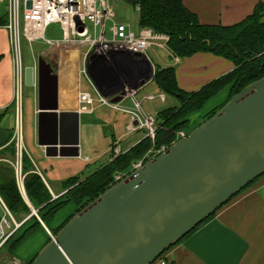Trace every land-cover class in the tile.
<instances>
[{
	"label": "water",
	"instance_id": "obj_1",
	"mask_svg": "<svg viewBox=\"0 0 264 264\" xmlns=\"http://www.w3.org/2000/svg\"><path fill=\"white\" fill-rule=\"evenodd\" d=\"M56 69L50 53L37 57V144L47 157H78V112L60 109ZM33 71L24 68L28 86ZM9 141L10 131L0 127V147ZM262 174L264 76L103 191L55 235L48 231L50 240L30 264H151ZM30 208L29 216L36 215Z\"/></svg>",
	"mask_w": 264,
	"mask_h": 264
},
{
	"label": "crops",
	"instance_id": "obj_2",
	"mask_svg": "<svg viewBox=\"0 0 264 264\" xmlns=\"http://www.w3.org/2000/svg\"><path fill=\"white\" fill-rule=\"evenodd\" d=\"M259 1L264 2V0H182L184 6L196 14L200 23L214 25H231L241 21L252 12L254 5ZM6 12L7 0H0V21L4 20L6 22ZM4 21L0 23V127L10 131V141L6 145L12 140L15 141V153L20 151V165L21 152L22 150H26L25 152L34 168V172L39 174L51 194L52 199H55L66 191L62 186V181L69 177L76 176L73 174L74 171L70 169V171H66V173L60 177H65L61 180L54 174L56 167L60 168L59 165L62 166L61 163L63 161L75 157H47L44 154L43 147L37 144V86L35 85L30 86L33 89L31 91L32 123L28 128L27 143L23 138L20 126L21 90L22 87L26 85L24 82V68L26 66H33L34 61L37 63L36 56H40L42 51L46 50L47 46L43 41H36L28 44L24 39L21 40V42L24 41L27 43L30 48L33 44L44 45L45 47L39 49L37 55H34L32 52V63L22 65L23 78L19 85L15 74L16 66L9 40V33L4 27ZM47 53H50L52 59L57 61L53 52ZM47 53L41 56L46 58ZM155 56L157 61H152L153 68L157 65L161 68L173 66L176 83L178 87L185 92L198 90L209 81L228 73L235 66L231 60L208 51L196 52L188 57H178L179 61L176 64H171L172 62L164 63V61L160 59V56L157 54H155ZM93 65L94 66H89L87 72L91 81L103 96L110 97V95L115 93L111 90V87L115 82L117 73H121L126 77L125 80L129 79L134 82H137L144 75L147 76L145 82L138 85L140 86L139 92H141V94H164V100L159 98H154L152 100L143 99L142 102L146 105L150 106V103L155 99H158L160 103H166L168 101L169 95L167 96V94L162 92L151 79L153 74L151 66L138 57L135 58L129 54H116L110 57V59L98 58ZM64 71L66 81L61 83L62 73L60 67L56 69V74L58 76L59 107L60 109H69L78 112L79 124L81 114H92L99 106L89 111L88 107L84 106V104L78 100V93L80 91L88 92L81 88V76L78 75L75 70L66 71L64 69ZM71 73L73 76L76 75V78L74 77V79H76V85L73 83V80H67L70 78L67 74ZM152 87L155 88L156 92L150 91L153 89ZM104 88L109 91H107V94L102 92ZM145 89L148 91H145ZM223 91L224 94L221 96ZM229 92L230 85L224 87L216 95L211 97L207 101V104L208 102L214 103L225 98L221 102L222 104L227 99ZM219 95L221 98H219ZM123 103L131 106L129 99L123 101ZM172 105L167 107H172ZM219 105L220 104L216 105L214 108ZM167 107H162L160 110ZM207 112L199 113V111H195L188 116V119L190 123H192ZM106 118L110 120L111 117L107 115ZM123 121L124 131L118 134L116 138H112L108 147L113 155H117L114 154L116 149L119 151L118 154L123 153L146 136L145 132L133 142L126 140L124 142L125 145L120 147L122 139L128 136L129 132H133L128 129L129 116L124 118ZM18 138H20V148L19 144L17 145ZM6 145L0 147V152L5 151L4 148ZM4 162L12 164L8 157L0 156V179L3 176ZM15 177L22 198L29 207H33L25 193L22 176L19 178L15 171ZM84 177H81V179ZM19 180H21V186ZM0 199L3 201L1 196ZM70 204L73 205V212H75L76 205L72 201L68 202V205ZM1 214L2 208L0 205V215ZM26 216L28 215L23 216V218ZM23 218H21V220ZM59 224H54L52 228L58 227ZM44 226L45 227L42 226V228H40V231H45L44 233L47 241V237L50 236L48 233L50 228L46 224H44ZM16 233L17 232H15V234ZM35 255L26 257L23 260L16 257L14 258L20 262L26 263L32 260ZM159 260L163 261V264H264V174L256 178L249 187L242 190L215 211L214 216L210 220L197 228L184 240L170 247L162 256L151 264H162Z\"/></svg>",
	"mask_w": 264,
	"mask_h": 264
},
{
	"label": "trees",
	"instance_id": "obj_3",
	"mask_svg": "<svg viewBox=\"0 0 264 264\" xmlns=\"http://www.w3.org/2000/svg\"><path fill=\"white\" fill-rule=\"evenodd\" d=\"M138 6V27H148L156 32L167 34L169 36L168 47L178 57H188L196 52L208 51L231 60L235 66L228 73L209 81L198 90L191 92H185L178 87L173 66L163 68L159 65L155 66L151 77L152 81L162 92L177 98L179 104L157 112L158 127L155 131L154 141L152 142L148 136H145L125 152L117 155L112 153L106 163L90 172L83 179L77 175L65 179L62 181V186L66 191L55 199H52L42 178L34 172L28 155L22 150L21 174L23 175L24 190L33 208L37 209V216L46 225L70 201L77 206L73 214L78 212L114 184L112 181L114 172L126 171L131 162L142 157L150 147L159 148L163 145H170L175 138V132L189 128L190 121L188 116L200 110L221 89L230 85L227 99L217 109L213 108L207 112V116L203 121L215 114L229 100L231 95L250 82L264 76V2H257L249 15L231 25L200 23L196 14L187 9L182 0H139ZM3 21H0V23ZM4 150L10 152V155L14 157V140L6 145ZM251 183L242 190L249 187ZM0 196L13 216L19 212L26 215L31 213V209L22 198L17 182L13 177L0 179ZM214 213L195 226L174 245L184 240L197 228L210 220ZM37 216L31 215L19 227V229L23 227L22 231L6 242L7 244L11 241L9 247L11 251H15L37 229L42 228ZM30 220L32 222L27 223ZM67 220L50 230L51 234L55 235ZM49 240L50 237L48 236L46 242Z\"/></svg>",
	"mask_w": 264,
	"mask_h": 264
},
{
	"label": "built area",
	"instance_id": "obj_4",
	"mask_svg": "<svg viewBox=\"0 0 264 264\" xmlns=\"http://www.w3.org/2000/svg\"><path fill=\"white\" fill-rule=\"evenodd\" d=\"M28 1H30V7H27ZM136 9L139 10L138 5H136ZM51 23L58 24L61 29L60 38H47L45 36L46 28ZM4 27L9 33L16 66L15 74L19 85L23 78L20 54L21 40L24 39L28 44L43 41L47 48L42 51L41 55L53 52L56 56L57 67L62 65L66 71L75 70L78 75L85 77L96 96L93 97L89 92L80 91L78 100L88 107L89 111L101 105L122 111L129 116L128 129L130 131L145 129L146 136L152 142L154 141L158 124L155 117L143 110L141 100L136 98L140 86L129 89L124 88L122 92H115L110 95L111 98L103 96L91 81L87 70L92 60L98 58L110 59L116 54H129L148 63L151 66L152 73H154L153 63L148 51L155 54L164 52L170 58L171 64H176L179 58L168 47L169 36L167 34L156 32L148 27H137L134 30L128 23L116 21L109 0H7ZM32 67L34 69L32 81L33 85L36 86V61H34ZM117 97L119 100L114 101V98ZM154 98L164 100L165 96L162 93H143L141 97L142 100H152ZM128 99L131 106L123 103ZM186 134V130L175 132L173 142ZM19 141L18 138L17 145ZM165 147L164 145L159 148L150 147L142 157L133 160L125 172H114L113 183L120 181L146 160L154 158ZM118 153L119 151L116 149L114 154ZM85 159L88 158L85 157ZM20 170L21 165L19 162L18 170H15L18 176H20ZM0 205L2 208V214L0 215L1 249L30 216L28 215L17 222L1 199ZM159 262L164 263L161 260Z\"/></svg>",
	"mask_w": 264,
	"mask_h": 264
},
{
	"label": "rangeland",
	"instance_id": "obj_5",
	"mask_svg": "<svg viewBox=\"0 0 264 264\" xmlns=\"http://www.w3.org/2000/svg\"><path fill=\"white\" fill-rule=\"evenodd\" d=\"M109 2L111 3L113 7L116 21L128 23L132 29L134 30L137 29L138 24H139L138 23L139 15L134 5L127 4L123 0H109ZM45 36L47 38H60L61 29L59 28L58 24L51 23L49 26H47L46 31H45ZM44 47H45L44 45L42 46L39 44H33L32 47L30 48V46L24 41L20 42V54H21L22 65L32 63L33 62L32 52L34 55H37L38 50ZM148 55L153 62L157 61L155 54L148 51ZM157 55L160 56V59L164 61V63L170 62V58L166 56L164 52H159L157 53ZM95 61L96 59L90 61L89 65L94 66L93 64L95 63ZM125 78L126 77H124L121 73L120 74L117 73V75L115 76V82L113 83L111 90H113L114 92H122L124 88H127V89L135 88L141 82H144L147 76L144 75L137 82L131 81L129 79L125 80ZM81 88L82 90L88 91L93 97L96 96L92 88L88 85L84 76H81ZM32 90L33 89L30 86H26V85H24L21 90V117H20L21 125L20 126H21V132L23 134V138L26 143L28 141L27 140L28 139L27 138L28 128L31 126V123H32V99H31ZM107 91L108 90L106 88L102 89L103 93L107 94L109 92ZM145 91H148V90L145 89ZM150 91H155V88H153ZM222 94H224V91L223 93H221V96H223ZM221 96L219 98H221ZM141 97H142L141 92H138L136 94V98L141 100L142 108L146 112L150 113L153 117L156 116L157 111H159L162 107H167L172 104H173L172 106H176L179 104V101L177 98L169 95L168 101L166 103H160L158 99H155L152 103H150V106H149L142 102L143 100L141 99ZM224 99L225 98H223L220 101H216L214 103L208 102L207 104L206 102L202 106V108L198 110L199 113H202V112L205 113L207 111H210L218 104H220L219 106H221L222 105L221 102ZM218 107H216L215 109H217ZM107 115L111 117L110 120H107L106 118ZM127 116L128 115L126 113L119 111V110L111 109L110 107H107L106 105H101L97 107L92 114H81L80 122H79V130H78L80 156L78 158L75 157V158L63 161L61 163L62 166L59 165L60 168L56 167V170L54 173L55 176L59 177V179L62 180L65 177L64 178H60V177H62L63 174L66 173V171H70L71 169L72 171H74L73 172L74 175H77L78 177L81 178V177H84L85 175H88L90 172L94 171L102 164L106 163L112 154L111 151L108 149L112 141V138H116L118 134L124 131L123 119L126 118ZM206 116L207 114L206 115L204 114L202 117H200L196 121L190 123L189 128L185 129L187 133L194 127L198 126V124H201ZM155 120H156V117H155ZM144 133H145V129H138L133 132H129L128 136L124 137L122 141L120 142L121 143L120 147H123L125 145L124 142L126 140H129V142H133L138 137L142 136ZM19 146H20V141H19ZM0 156L8 157V159H10L12 162V164L5 163V162L3 163L4 167H3V172H2L3 174L2 178L8 179V178L13 177L16 180L15 170L16 169L18 170V164L20 161V151L16 152L14 157H12V155H10V152L8 151H4V152L1 151ZM85 157L88 159H85ZM121 172H125V171H121ZM20 175L22 176V179H23L21 170H20ZM19 181H20L19 183L21 186V180ZM73 211H74L73 205L72 204L68 205L67 203L54 215L52 221H50L47 226L50 228V230H52L53 229L52 226L54 224L56 225V224L62 223L63 221L67 220L71 215H73L74 213ZM25 215H26L25 213L19 212L17 214H14L15 216L14 218L16 219L17 222H19L21 221V218H23V216ZM30 222H32V220H30L28 223ZM22 229L23 227H21L17 231L15 236H17L22 231ZM44 232L45 231L43 230L40 231V229H37L32 236L26 239L15 250V252L10 250L9 247H10L11 241H9L7 244H5L0 249V264H29L31 260L29 262L23 263V262H20L19 260H16L14 257L20 260H23L26 257L37 254V252L46 243L45 242L46 235Z\"/></svg>",
	"mask_w": 264,
	"mask_h": 264
},
{
	"label": "bare ground",
	"instance_id": "obj_6",
	"mask_svg": "<svg viewBox=\"0 0 264 264\" xmlns=\"http://www.w3.org/2000/svg\"><path fill=\"white\" fill-rule=\"evenodd\" d=\"M60 71H61V73H62V78H61V83H64L65 81H66V79H65V75H64V68H63V66L61 65L60 66ZM70 73V72H69ZM70 78L69 79H67V80H73V83H75V85H76V79H74V77L76 78V75H74L73 76V74L71 73V74H67ZM64 103H65V100H64ZM61 105H62V101H61Z\"/></svg>",
	"mask_w": 264,
	"mask_h": 264
}]
</instances>
